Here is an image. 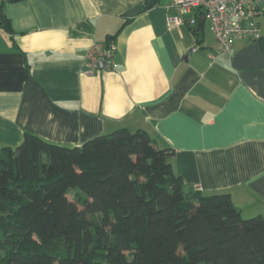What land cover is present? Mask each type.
Segmentation results:
<instances>
[{"label":"crops","instance_id":"obj_1","mask_svg":"<svg viewBox=\"0 0 264 264\" xmlns=\"http://www.w3.org/2000/svg\"><path fill=\"white\" fill-rule=\"evenodd\" d=\"M1 1V0H0ZM144 0L4 2L0 28V144L24 133L64 145L117 129L144 130L170 148L185 189L229 194L244 219L264 218V53L233 40L230 55L203 30L169 28L172 0L132 17L114 44V71L81 73L85 51L104 48ZM211 39V40H210Z\"/></svg>","mask_w":264,"mask_h":264},{"label":"trees","instance_id":"obj_2","mask_svg":"<svg viewBox=\"0 0 264 264\" xmlns=\"http://www.w3.org/2000/svg\"><path fill=\"white\" fill-rule=\"evenodd\" d=\"M18 1H0L12 45L1 5ZM205 24L189 27L197 44ZM173 155L126 128L81 146L28 132L0 144V264H264V218L244 219L229 194L185 189Z\"/></svg>","mask_w":264,"mask_h":264},{"label":"built area","instance_id":"obj_3","mask_svg":"<svg viewBox=\"0 0 264 264\" xmlns=\"http://www.w3.org/2000/svg\"><path fill=\"white\" fill-rule=\"evenodd\" d=\"M168 10L173 12L166 16L169 28L193 27L204 18L218 50L225 55H230L233 40L258 42L262 36L257 20L263 16L264 0H172ZM114 50V46L101 48L93 45L88 48L81 73L95 75L100 61L103 70H116L119 65L113 59Z\"/></svg>","mask_w":264,"mask_h":264},{"label":"water","instance_id":"obj_4","mask_svg":"<svg viewBox=\"0 0 264 264\" xmlns=\"http://www.w3.org/2000/svg\"><path fill=\"white\" fill-rule=\"evenodd\" d=\"M156 2H157V0H148L147 3L144 5V9L152 8L155 5ZM139 12H140V9H136V10L130 11V12H128L126 14V18H128V19L132 18V17L136 16ZM99 64H100V66H102L103 62L100 61Z\"/></svg>","mask_w":264,"mask_h":264},{"label":"rangeland","instance_id":"obj_5","mask_svg":"<svg viewBox=\"0 0 264 264\" xmlns=\"http://www.w3.org/2000/svg\"><path fill=\"white\" fill-rule=\"evenodd\" d=\"M258 23H259V26H260V30H261V35L262 36H264V16H260V17H258ZM205 32H206V34H207V36H208V39H209V36H210V33H209V30H208V26L206 25V27H205ZM211 40V39H210ZM72 194H73V191H70L69 193H68V197H69V199H71L72 198Z\"/></svg>","mask_w":264,"mask_h":264}]
</instances>
